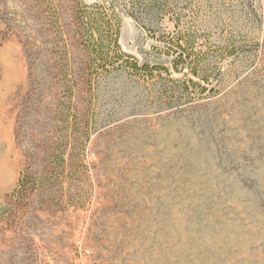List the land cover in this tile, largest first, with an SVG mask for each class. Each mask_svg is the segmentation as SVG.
<instances>
[{"label": "rangeland", "instance_id": "obj_1", "mask_svg": "<svg viewBox=\"0 0 264 264\" xmlns=\"http://www.w3.org/2000/svg\"><path fill=\"white\" fill-rule=\"evenodd\" d=\"M30 6L0 0V264H264V43L256 57L221 62L216 95L172 109L140 106L134 86L110 80L102 88L110 114L89 145L90 207L37 212L35 200L39 216L6 214L30 134L33 147L40 140L21 128L35 109L48 118L55 97L34 79ZM138 35L121 15V48L139 56L152 40ZM54 38L41 33L43 60Z\"/></svg>", "mask_w": 264, "mask_h": 264}, {"label": "trees", "instance_id": "obj_2", "mask_svg": "<svg viewBox=\"0 0 264 264\" xmlns=\"http://www.w3.org/2000/svg\"><path fill=\"white\" fill-rule=\"evenodd\" d=\"M30 2V19L36 25L30 33L36 61L34 79L39 88L51 89L55 97L48 118L35 109L30 125L21 128L24 136L34 130L40 140L33 147L30 134L27 163L12 192L14 205L6 211L17 221L33 213L39 216L37 212L52 206L83 213L90 207L89 145L110 114L102 100V88L110 80L125 79V84L134 86L140 106L172 109L216 95L212 79L221 74V62L244 55L256 57L264 43L258 37L259 30L264 33V6L259 0ZM123 14L134 20L141 42L152 40L151 46H141L139 56L120 46ZM43 31L55 35L51 56L45 60L38 42ZM121 88L124 95L130 91L125 90L126 85ZM35 200L41 204L37 212L32 208ZM4 216L5 212L0 214V218Z\"/></svg>", "mask_w": 264, "mask_h": 264}]
</instances>
